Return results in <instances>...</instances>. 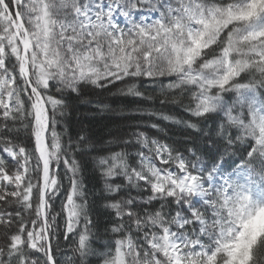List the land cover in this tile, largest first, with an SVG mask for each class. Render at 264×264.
<instances>
[{"label": "snow or ice", "instance_id": "1", "mask_svg": "<svg viewBox=\"0 0 264 264\" xmlns=\"http://www.w3.org/2000/svg\"><path fill=\"white\" fill-rule=\"evenodd\" d=\"M93 260L264 264V0H0V264Z\"/></svg>", "mask_w": 264, "mask_h": 264}, {"label": "trees", "instance_id": "2", "mask_svg": "<svg viewBox=\"0 0 264 264\" xmlns=\"http://www.w3.org/2000/svg\"><path fill=\"white\" fill-rule=\"evenodd\" d=\"M97 99H100L102 103L108 104L113 111H100L97 107ZM91 101V103H89ZM138 101L132 98H114L105 94L103 97H94L91 93H86L83 97L77 99L72 98L70 101V107L67 110V123L71 126L73 132L80 129H85L89 136L98 141H104L117 135V129L119 126L127 123L125 118L119 113V108L123 107L125 112L134 107ZM156 107H159L157 104ZM166 114L182 117L184 114L179 109L166 107L162 109ZM186 118V117H184ZM169 130V134L173 138H180L183 135L180 126L172 125L169 122L162 120L155 121ZM85 184L90 190H95L99 194V189L102 186L101 179L98 174L92 171L91 166L86 167L84 172ZM102 200L97 199V211L95 213L96 218L101 222L106 219L102 207ZM62 247H65L62 242ZM71 254V253H69ZM92 264H96L93 260Z\"/></svg>", "mask_w": 264, "mask_h": 264}]
</instances>
